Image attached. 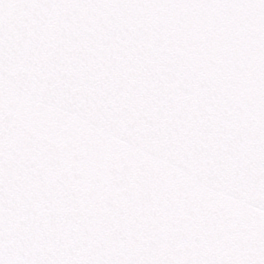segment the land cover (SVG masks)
Masks as SVG:
<instances>
[{"label": "snow or ice", "instance_id": "6c2138e0", "mask_svg": "<svg viewBox=\"0 0 264 264\" xmlns=\"http://www.w3.org/2000/svg\"><path fill=\"white\" fill-rule=\"evenodd\" d=\"M0 264H264V0H0Z\"/></svg>", "mask_w": 264, "mask_h": 264}]
</instances>
